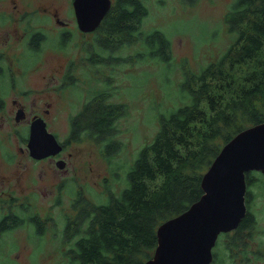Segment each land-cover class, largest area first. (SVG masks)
<instances>
[{"label": "rangeland", "instance_id": "rangeland-1", "mask_svg": "<svg viewBox=\"0 0 264 264\" xmlns=\"http://www.w3.org/2000/svg\"><path fill=\"white\" fill-rule=\"evenodd\" d=\"M13 2L15 1L6 0L5 4L11 8ZM146 2L149 14L143 20V29L146 31L144 33L160 29L169 36L172 42L171 60L152 56H146L144 59L137 56V53H148L150 50L148 46H144L142 40H137L126 43L124 47L119 48H122L119 52L112 50L113 54L117 52L118 56H125L126 59L135 55L138 57L136 63L120 60L117 62L119 67H114L109 59V49L105 51L98 46L95 48L104 53L103 58L96 62L86 61L83 58L85 47L91 50L93 39L81 34L79 30V48L76 50L73 42L68 52L70 60L73 59L76 63L73 72L67 73L70 81L76 75L74 84L77 91L69 96L64 95L58 103L56 102L50 115L54 118L53 127L64 140L70 136L72 118L75 134L81 130L80 139H75L68 146L70 150L63 152L66 165L58 167L55 162L51 163L49 160L37 162L24 158L23 166L15 178L17 195L23 196L30 189L32 195H37L35 203L41 215L51 213L56 223H53L51 218L50 225L38 234L35 225L3 231L0 237V264H67L65 251L80 234L81 225L76 219L85 206L81 199L92 203H105L111 194L121 192L127 185V172L135 158L157 134L161 117L170 115L180 106L192 101L190 89L184 84L185 74L199 73L214 56H219L235 37V33L229 30L227 12L236 0ZM17 4L20 8L24 5L27 10H38V18L45 21L31 24L36 30L41 26L55 30L54 26L60 25L57 18L73 21L74 9L70 0H19ZM60 40L61 38L55 39L56 44ZM38 50L43 58L42 64L33 61L38 56L37 50L27 54L24 59L31 64L29 75L24 81H19L13 90L15 95L27 103L29 111L33 109L34 100L36 106L45 107L44 101L50 99L43 97L44 95L35 88L58 83L46 84L40 81L32 84L31 81L36 77L45 78L46 72L58 68L64 62L62 54L56 51L43 48ZM66 70L65 65L64 73ZM94 74L98 78L97 86L103 87L109 82L108 93L101 97L104 106L98 110L86 106L90 98L80 97L81 94H92L90 89L95 80ZM84 78L89 79L90 83H86ZM24 86H27L25 89L28 95L19 93V88ZM93 107H96V102ZM261 110H264L263 103ZM69 111L73 112L71 117L68 116ZM230 111L235 112L236 107L231 106ZM247 117L248 115H242L236 120L242 121L248 127L250 123L246 121ZM0 121L5 122L1 119ZM108 122L115 124V138L122 143L117 153L111 157L113 164L93 140L97 135L93 127L100 131L103 124ZM16 124L13 118L6 120L4 126H0V171L11 168L6 162L8 149L16 151L20 146L27 147L26 141L18 133ZM213 143L221 148L223 146V140L220 138L215 139ZM69 151H72V155H69ZM20 156L23 157L22 153ZM54 163L55 166H52ZM55 193L56 200L53 198ZM259 202H264L263 197H260ZM154 251L155 249L151 255ZM220 263L218 256L215 264Z\"/></svg>", "mask_w": 264, "mask_h": 264}, {"label": "trees", "instance_id": "trees-1", "mask_svg": "<svg viewBox=\"0 0 264 264\" xmlns=\"http://www.w3.org/2000/svg\"><path fill=\"white\" fill-rule=\"evenodd\" d=\"M148 14L146 0H115L83 58L102 59L104 53L96 50L98 46L109 49L114 67H119L120 60L136 63L135 55L126 59L112 50L119 52L126 43L142 40L150 50L137 56L170 61L169 36L160 29L144 33L143 20ZM227 19L229 30L235 33L233 41L199 73L185 74L192 101L161 117L154 139L128 170L127 185L105 203L81 199L85 206L76 219L80 234L65 251L67 264H143L157 246L159 224L187 209L203 193L202 176L221 149L213 141L220 138L224 144L247 127L236 120L239 116L248 115V126L264 120V0H236ZM96 81L95 76L92 94L80 97L90 98L88 108L96 109L92 102L98 101L101 109L109 82L100 87ZM233 105L235 112L230 111ZM93 128L97 131L93 140L99 147L105 142L101 152L113 164L111 157L122 144L115 138L117 127L108 122L100 131ZM80 132L72 138L80 139ZM254 181L262 194L264 181L257 177Z\"/></svg>", "mask_w": 264, "mask_h": 264}, {"label": "flooded vegetation", "instance_id": "flooded-vegetation-1", "mask_svg": "<svg viewBox=\"0 0 264 264\" xmlns=\"http://www.w3.org/2000/svg\"><path fill=\"white\" fill-rule=\"evenodd\" d=\"M13 1L15 2L10 8V5L5 4L6 0H0V119L5 120V122L0 121V126H4L6 120L10 121L15 118L18 133L26 141L27 147L20 146L16 151L7 148L8 154L5 151L6 162L9 163L8 167L11 168H4V171H0V237L3 231L24 225H35L38 234L41 233L44 227L50 225L51 218H53V223H56L51 213L41 215L38 205L35 203L37 195H32L30 189L23 196L17 195L15 178L17 172L23 166L24 158L27 160L33 159L37 162L49 160L51 163L55 162L58 167L62 162L66 165L63 152L70 150L68 146L75 141L72 138L77 135L75 134V125L72 124L70 136L64 140L57 129L53 127L54 118L50 114L54 104L58 103L64 95L69 96L77 91V86L73 83L76 75L70 81L67 73L73 72L74 63H76L73 59L70 60L68 52L72 48L73 42L75 49L78 50L79 30L81 34L87 35L89 39L93 38V33L96 31V29L83 31L79 28L74 7L75 0H70L74 9L73 21H62L57 18L60 25L54 26L55 30L48 28V26L46 29L39 26L40 28L36 30L31 24L45 21L38 18V10H27L24 5L20 8L17 4L19 0ZM25 1L29 2V0ZM114 2L115 0H112V4ZM15 9L17 10L14 11ZM60 38L61 40L56 44L55 39ZM38 48L51 49L62 54L64 62L58 68H52L48 73L46 72L45 78L36 77L31 81L32 84L40 81L46 84L58 83L44 88H35L37 92L44 95L43 97L50 99L44 101L46 103L45 107H42V105L36 106V100H34L33 109L29 111L27 103L15 95L13 90L19 81H24L29 75L31 64L24 59L27 54L32 50H37L38 56L33 61L42 64L43 58ZM65 65L67 70L64 73ZM26 87L19 88V93L28 95L26 94ZM96 109H99L98 101H96ZM72 114L73 112L69 111L68 116L71 117ZM43 122L47 129V132L44 131V133L46 135L52 133L61 145V149L55 153V147L51 143L46 144L45 147L50 152L42 157H36L32 155L31 148L33 129L37 126L43 131ZM5 132L9 134L7 130ZM42 138L46 141V137L42 136ZM76 139L79 140V137H76ZM104 145L105 142L101 146L102 152H104ZM21 153L23 157L20 156ZM24 154H26V157H24ZM69 155H72V151H69ZM55 163L52 166H55ZM247 172H249L248 175ZM247 172L246 214L237 226L218 233L212 248L213 259L209 264H215L218 256L221 261L220 264L264 263V202L262 204L259 202L260 197L264 199V191L260 194L258 181H254V177L264 181V172L254 169ZM251 174H253V178L250 176ZM56 195V193L53 194L54 200H56ZM66 225L70 224L66 223Z\"/></svg>", "mask_w": 264, "mask_h": 264}, {"label": "water", "instance_id": "water-1", "mask_svg": "<svg viewBox=\"0 0 264 264\" xmlns=\"http://www.w3.org/2000/svg\"><path fill=\"white\" fill-rule=\"evenodd\" d=\"M112 6V0H75L79 28L97 29ZM33 129L32 155L42 157L46 144L61 145L45 123ZM46 137V141L42 138ZM64 163H60L63 166ZM264 172V120L241 129L223 144L201 179L203 193L184 211L161 222L157 246L143 264H209L217 235L238 225L246 214V172Z\"/></svg>", "mask_w": 264, "mask_h": 264}]
</instances>
